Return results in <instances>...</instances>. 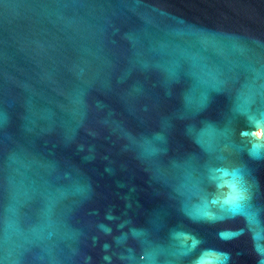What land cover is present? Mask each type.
<instances>
[{
    "label": "water",
    "instance_id": "water-1",
    "mask_svg": "<svg viewBox=\"0 0 264 264\" xmlns=\"http://www.w3.org/2000/svg\"><path fill=\"white\" fill-rule=\"evenodd\" d=\"M261 114L264 0H0V264H264Z\"/></svg>",
    "mask_w": 264,
    "mask_h": 264
},
{
    "label": "snow or ice",
    "instance_id": "snow-or-ice-1",
    "mask_svg": "<svg viewBox=\"0 0 264 264\" xmlns=\"http://www.w3.org/2000/svg\"><path fill=\"white\" fill-rule=\"evenodd\" d=\"M254 122H256V123H264V114H261L259 120H256ZM256 143H260V142H256ZM260 147H261L262 152H264V143H260Z\"/></svg>",
    "mask_w": 264,
    "mask_h": 264
}]
</instances>
